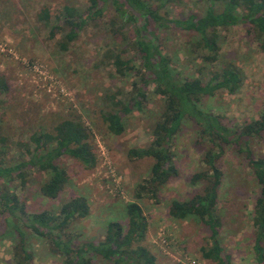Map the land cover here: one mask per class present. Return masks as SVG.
<instances>
[{"label": "rangeland", "instance_id": "374dc122", "mask_svg": "<svg viewBox=\"0 0 264 264\" xmlns=\"http://www.w3.org/2000/svg\"><path fill=\"white\" fill-rule=\"evenodd\" d=\"M88 0H0V74L8 84V92L0 94V126L9 137L11 150L6 161L17 157L16 141H29L30 135L52 131L65 118H78L91 131L97 157L93 168L62 156L59 164L69 174V184L56 199L42 196L39 182L45 174L33 172L27 187L18 189L28 211L48 210L58 213L65 201L82 195L88 199V216L75 220L68 227L78 241L100 240L110 220L126 222L125 204L138 201L148 221L143 242L160 263L213 264L202 257L200 248L208 246L209 230L194 218L173 219L168 208L173 199L186 200L200 189L190 183L193 173L201 167L206 149L198 141L194 122L186 119L173 142L178 175L163 186L156 197L135 198L137 184L150 171L151 158L130 159L127 151L146 146L151 140L153 118L161 105V97L147 89V101L142 110L133 109L124 117L125 131L112 134L102 119L107 102L105 96L117 93V108L127 105L134 96L132 83L138 78L132 72L120 75L112 67L108 50L117 42L107 26L112 14L90 23L67 50L59 47L61 32L54 36L51 28L63 13L64 4L83 9ZM205 0H181L168 7V17L188 11L200 12ZM46 7L49 23L38 22L36 15ZM128 27V26H127ZM221 54L214 64L204 62L185 50L189 34L175 28L160 32V46L169 54L180 76L198 77L219 64L230 63L237 69L241 85L235 93L221 90L203 98V107L222 116L229 127L258 119L264 111V51L243 24L219 29ZM128 43V42H126ZM221 62V63H220ZM253 156H264L263 138L249 143ZM245 150L227 145L219 160L223 171L217 212L221 218L219 240L233 264H264L256 260L253 250V205L259 195V185L247 166ZM33 260L29 264H62V258L52 251L47 239L29 235ZM13 240L0 243V264H16L12 257ZM92 264H109L96 256Z\"/></svg>", "mask_w": 264, "mask_h": 264}, {"label": "trees", "instance_id": "16d2710c", "mask_svg": "<svg viewBox=\"0 0 264 264\" xmlns=\"http://www.w3.org/2000/svg\"><path fill=\"white\" fill-rule=\"evenodd\" d=\"M180 1L88 0L83 9L64 4L63 13L50 34L61 32L59 47L67 50L88 24L103 17L105 11H112L106 24L117 45L108 50L107 58L120 75L132 72L138 78L132 83L134 96L127 105L117 108L114 101L117 93L104 98L108 106L102 112V119L112 134L120 135L125 131L123 119L133 109L142 110L148 87L161 97L151 126V140L146 146L127 151L130 159H152L149 174L137 184L136 199L148 195L156 197L159 190L178 175L174 139L186 119L196 124L198 141L206 149L201 167L192 174L190 183L201 187L186 200L173 199L168 214L176 220L194 218L208 228L210 243L200 251L202 257L213 264H233L219 240L222 224L217 206L224 176L219 160L227 145L246 151L247 166L259 185L252 226L253 250L256 260L261 262L264 259V156H253L249 143L263 138L264 111L258 119L240 126L229 127L223 123L222 116L203 107L202 101L221 90L235 93L241 85L237 69L230 63H222L203 76H180L173 58L162 51L159 37L166 28L184 31L190 36L185 50L194 58L201 57L204 62L214 64L221 54L218 30L243 24L264 51V0H205L206 5L200 12L188 11L168 17L167 8ZM36 18L47 24L51 16L43 7ZM8 89L5 77L0 74V94ZM91 140V131L82 121L65 118L52 131L35 132L29 141H16L18 155L13 161H6L4 157L11 145L0 126V243L6 238L13 240L12 257L16 264H29L33 260L29 235L47 239L52 251L61 256L62 264H92L96 256L109 264H181L158 262L156 255L143 244L148 221L138 201L125 204V223L110 220L104 237L92 241H78L67 231L72 222L88 216L90 205L85 196L70 197L62 203L58 213L26 209L18 189L27 187L33 172L45 174L39 182L40 194L56 199L70 181L66 169L59 164L60 157H70L88 169L96 165Z\"/></svg>", "mask_w": 264, "mask_h": 264}]
</instances>
